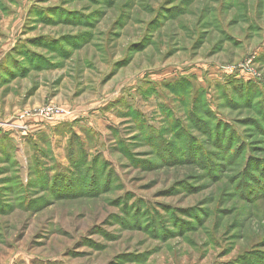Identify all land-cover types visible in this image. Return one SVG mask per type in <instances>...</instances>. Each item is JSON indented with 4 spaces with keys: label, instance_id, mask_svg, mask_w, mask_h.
<instances>
[{
    "label": "rangeland",
    "instance_id": "obj_1",
    "mask_svg": "<svg viewBox=\"0 0 264 264\" xmlns=\"http://www.w3.org/2000/svg\"><path fill=\"white\" fill-rule=\"evenodd\" d=\"M0 264H264V0H0Z\"/></svg>",
    "mask_w": 264,
    "mask_h": 264
}]
</instances>
